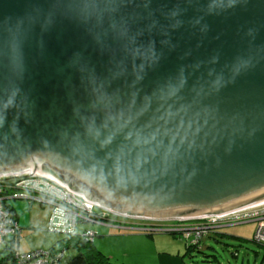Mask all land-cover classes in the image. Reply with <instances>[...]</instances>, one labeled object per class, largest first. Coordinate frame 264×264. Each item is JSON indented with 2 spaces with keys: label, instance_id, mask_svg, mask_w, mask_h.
Instances as JSON below:
<instances>
[{
  "label": "water",
  "instance_id": "95a60500",
  "mask_svg": "<svg viewBox=\"0 0 264 264\" xmlns=\"http://www.w3.org/2000/svg\"><path fill=\"white\" fill-rule=\"evenodd\" d=\"M161 222L264 202V0H0V176Z\"/></svg>",
  "mask_w": 264,
  "mask_h": 264
},
{
  "label": "built area",
  "instance_id": "2783aa9c",
  "mask_svg": "<svg viewBox=\"0 0 264 264\" xmlns=\"http://www.w3.org/2000/svg\"><path fill=\"white\" fill-rule=\"evenodd\" d=\"M21 199L52 207L48 232L69 237L78 236V228L82 224L101 225L104 222L115 221L119 225L122 223L116 218H128L103 208L83 194L71 190L65 183L51 175L33 171L2 175L0 176V250L9 244L10 239L15 242L22 232L11 205H8L10 200ZM156 222L158 225H140L139 230L168 233L180 237L190 247L200 245L204 237L222 229L253 223L256 225L254 241L264 247V202L219 216L166 221L169 224L167 229L161 225L165 221ZM95 235L92 229H85L82 233V237L88 239L87 242H93ZM63 254V252L59 255L43 250L24 253L15 249L13 262L14 264H60L64 259Z\"/></svg>",
  "mask_w": 264,
  "mask_h": 264
},
{
  "label": "rangeland",
  "instance_id": "374dc122",
  "mask_svg": "<svg viewBox=\"0 0 264 264\" xmlns=\"http://www.w3.org/2000/svg\"><path fill=\"white\" fill-rule=\"evenodd\" d=\"M24 202L29 204L28 201ZM14 203H17L16 200H10L8 205L13 207ZM51 208L50 206L43 208L36 202L33 203L31 209L28 210L27 208V214L29 215L30 211L31 216L43 220L48 212L51 217ZM116 219L122 224L117 225L115 221L104 222L101 226L107 227H100L102 229L98 227L100 224H82L78 228V236L74 238L80 239L85 229H92L96 234L94 241L86 242L93 243L89 246L102 253L115 264H161L160 259L165 260L164 258L171 262L176 260L177 262L173 264H264V247L253 241L256 231V225L253 223L222 229L216 232L219 235L213 233L214 237H211V239L204 237L201 245L191 246L195 249L187 251L185 242L180 237L175 238L171 234L161 233L160 231L152 233L139 230L141 229L140 225H158L157 222L152 223L145 220L120 217ZM172 221L175 220L167 222ZM161 225L165 229L169 227L166 221L162 222ZM46 229L39 228V230H31L29 233H25L28 230L26 229L21 238V251H52L55 249L54 253L59 255L62 252L64 253V263L78 255L79 252L69 246L56 248L60 241L69 236L50 233L48 227ZM150 234L152 236H149ZM177 247L181 249L182 254L179 259L175 258L177 254L174 253ZM158 252L162 256L160 259Z\"/></svg>",
  "mask_w": 264,
  "mask_h": 264
},
{
  "label": "trees",
  "instance_id": "16d2710c",
  "mask_svg": "<svg viewBox=\"0 0 264 264\" xmlns=\"http://www.w3.org/2000/svg\"><path fill=\"white\" fill-rule=\"evenodd\" d=\"M12 211L14 213V210ZM14 216L16 217L15 214ZM149 236H152V234H150ZM74 237L77 236L67 237L66 239L60 241L59 244L56 246V248H58L59 246H69L79 252L77 256L70 258L66 263L62 261L60 264H115L110 261L109 258L105 257L102 253L89 246V244L93 243H87L86 239L82 236H80V239H75ZM8 243L9 244L0 251V264H14L13 252L16 249L14 246V241L10 239ZM194 249L195 248L193 247H189V250ZM51 252L54 253L55 249H53Z\"/></svg>",
  "mask_w": 264,
  "mask_h": 264
},
{
  "label": "crops",
  "instance_id": "0c3cea01",
  "mask_svg": "<svg viewBox=\"0 0 264 264\" xmlns=\"http://www.w3.org/2000/svg\"><path fill=\"white\" fill-rule=\"evenodd\" d=\"M18 201H21V202H18ZM24 201H28L29 204L25 203ZM16 202L17 203L16 204L14 203L13 204V207L12 206L11 207L14 210V214L16 215V218H17V220H18V222H19V224H20V226L22 228V232H21L19 238H17L15 240L14 246H15L16 249H18L19 251H21V248H20L21 238L23 236L24 231L26 229H28L27 232H25V233H29L31 230L35 231V230H39V228L46 229L48 227V224H49V221H50V213L48 212V214L46 215V217L43 220H41V218L31 216L30 215V211H29V215L27 214V211L33 207V203H36L35 201H30L28 199H21V200H16ZM41 206L43 208L47 207V206H44V205H41ZM27 208H28V210H27ZM36 226H38V227H36ZM98 227H99V229H102L100 227H107V226H101V225L99 226L98 225ZM216 234L219 235V233H216ZM97 236H98V234H97ZM174 237L175 238H178L177 236H174ZM211 237H214V234H211V235L207 236L206 238L211 239ZM147 239L148 240H151L150 238H147ZM202 240H204V238ZM158 241H160V240H158ZM154 242H156V241L154 240ZM185 245H186V250L187 251H191V250H189V247L190 246L186 242H185ZM200 245H201V243H200ZM175 250L176 251L174 253L177 254V256L175 258L179 259L180 255H182L181 254V249L179 247H177V249H175ZM24 253H26V252H24ZM158 256H159V259L162 257L159 252H158ZM164 259L165 260L160 259L161 264H173V263H176L177 262L176 260H174L173 262H171V261H168L167 258H164Z\"/></svg>",
  "mask_w": 264,
  "mask_h": 264
},
{
  "label": "bare ground",
  "instance_id": "6f19581e",
  "mask_svg": "<svg viewBox=\"0 0 264 264\" xmlns=\"http://www.w3.org/2000/svg\"><path fill=\"white\" fill-rule=\"evenodd\" d=\"M86 239V241H88V239L87 238H85Z\"/></svg>",
  "mask_w": 264,
  "mask_h": 264
},
{
  "label": "clouds",
  "instance_id": "9594fccd",
  "mask_svg": "<svg viewBox=\"0 0 264 264\" xmlns=\"http://www.w3.org/2000/svg\"><path fill=\"white\" fill-rule=\"evenodd\" d=\"M150 222H152V221H150Z\"/></svg>",
  "mask_w": 264,
  "mask_h": 264
}]
</instances>
